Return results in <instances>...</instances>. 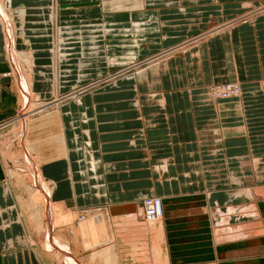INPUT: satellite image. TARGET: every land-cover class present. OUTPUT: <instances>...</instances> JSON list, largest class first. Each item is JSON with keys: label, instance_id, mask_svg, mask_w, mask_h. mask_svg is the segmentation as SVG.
<instances>
[{"label": "crops", "instance_id": "1", "mask_svg": "<svg viewBox=\"0 0 264 264\" xmlns=\"http://www.w3.org/2000/svg\"><path fill=\"white\" fill-rule=\"evenodd\" d=\"M12 1L7 16L0 10V130L25 91L53 99L90 85L25 130L51 198L52 234L70 258L86 264L90 251L62 227L65 212L106 205L117 264H264V7L238 20L264 0ZM134 51L138 60L163 55L90 83ZM228 81L240 83V96H209ZM4 151L0 264H61L31 221L27 171ZM145 197L163 199L162 219L142 217Z\"/></svg>", "mask_w": 264, "mask_h": 264}, {"label": "rangeland", "instance_id": "2", "mask_svg": "<svg viewBox=\"0 0 264 264\" xmlns=\"http://www.w3.org/2000/svg\"><path fill=\"white\" fill-rule=\"evenodd\" d=\"M8 2H9L8 0H0V10H1L2 13H4L5 16H7L8 7H6V5H4V4H7ZM263 5H264V3L258 5L254 9H251V10L247 11L246 13H244V15L243 14L240 15L241 17L240 18L238 17V20H241V21H243V20H249V21L252 20L253 16L260 11L259 9L261 7H264ZM2 6H4V7H2ZM2 9L4 10V12L2 11ZM9 9H11V8H9ZM0 18H4L5 19L4 16H0ZM10 18H13V15ZM6 45H7V42H6ZM178 48H180V47H178ZM176 49H177V47H176ZM173 50L174 49H172V51ZM30 51L31 50H29L27 53H28L29 57L34 62V58L30 55ZM170 53H171V51H170ZM158 55L162 56L163 55L162 51H159V52L153 54L152 56H148V57L142 58L140 60H138V58H137V62L139 64V66H136L137 64L136 65L132 64L133 60H131L132 57H130V59L127 61V65L126 66H121V67L115 69L106 78H105V76H100V77L96 78L95 80L90 81V83L96 82V83H99L100 85H105L106 83L111 82V80H109L107 78H113L114 75L118 74L119 72H120L119 73L120 75H118V76H121L123 72H127L130 69L135 70V68H139L141 70V67L143 65L144 66L146 65V67L151 66V65L148 64V62H146V60L150 59V57H155V56L159 57ZM157 57H155V58H157ZM111 59L112 58H110V61H114V59L113 60H111ZM159 59H161V58H159ZM159 59H155V60H153L150 63L153 64V62H155L156 60H159ZM135 61L136 60H134V62ZM150 61H151V59H150ZM144 62H146V63H144ZM14 75L17 76L16 72L13 69L11 71L10 76H14ZM233 82L234 81H228V82H224V83H219L220 85H217V84L216 85H214V84L210 85L209 90H208L209 96L212 99H216L215 95H214L215 91L218 92L217 96L228 95L225 92H223V93H220V92L223 90V87L225 85L227 86L229 83H233ZM77 84L78 83L74 84L73 85L74 87L71 90H69L66 93L62 94L61 96H59V98H55L54 97L53 99H44V98H40L39 99V97L34 95V96H30L29 97L30 101L28 102V95H31V94L28 91H25V93L22 94V97H26L27 99H26V101H25V99L20 101L19 112L16 110L18 115L17 116L13 115L9 119H7L6 122L10 123L8 125L9 127H7L6 129H1L0 130V148L2 150V153L5 152L4 148L5 149L7 148L9 150V162L12 163V165H15V167L16 166H18V167L21 166L23 169H25L27 171V173L24 172L23 174H24V176L28 177V182L31 185L32 189H34V191H33L34 194L32 196L31 201L30 202L28 201L29 204H26L27 210L29 211V215L31 217V221L35 224V227L37 225H39L40 229L44 228V232H45L46 236H44L43 232H41L42 233L41 240L45 239L44 242H43L44 248H45L46 251L48 249L50 252H52V250H54V249H55V251L57 250L58 252L55 255L59 257V259L62 262L61 264H76V263L68 255V252L66 250V248H68L67 241L65 240L66 243H67L66 246H65V249L59 248V246L62 245L61 238H63V237L54 236L52 234V231L55 229V224L57 225V222H55V224H54V220L55 219H54L53 210H52L51 198H50L49 195L47 196L48 191H46L44 188H43V192H42V184H39L40 190H38V192L36 191L37 189H35L37 182L39 180H41L40 183H42L43 178L40 177V175L38 174L37 171H35L34 164H31L33 159H31L32 157L30 156V153H29L28 141H27V138H26V131L25 130L27 128L28 120H30L33 117L35 118V117L41 116L40 115L41 113L43 115V114L49 112L50 109H51L49 107L52 105L53 101L57 102V103H60V102H62L64 100H66V99H74V98L75 99H77V98L80 99V97L83 95L84 91H86L88 89L87 87H89L90 85L86 86V87L82 85V87H81V86H78ZM237 84L239 85V91H238L237 95H233V96H236V97L240 96V93H241L240 83H237ZM78 94H80V95H78ZM20 97H21V95H20ZM228 97H230V96H228ZM18 99H20V98L18 97ZM37 103H40V104L41 103H43V104L45 103V104L48 105V107L46 109L42 108V110H41L40 106L38 108H36ZM26 104H29V105L27 106ZM25 105H26V107H25ZM39 109H40V111H39ZM15 118H17V119L15 120ZM3 122H5V121H3ZM0 125H1V123H0ZM20 132H22V133H20ZM16 156L21 157V159H23L24 161H19V159ZM25 170H23V171H25ZM35 175H37V177L39 178L38 180L35 177ZM35 180H37V181H35ZM44 183H45V181H44ZM146 198H148V197H145L144 199H146ZM144 199L142 200L141 205H140L141 208L139 209V212L142 215V217L144 216L143 215V209H142V205H143ZM36 201H38V205H36L34 203ZM39 207H41V209ZM48 209H49V211H48ZM83 209L84 210L78 209V210H75V211L65 212V215L62 218V222H63V226L62 227L69 228L71 230V232L74 233L75 237L83 238V236L81 235V232L79 230V223H80L82 225V229L84 228L85 230H87L85 232V230L83 229L84 230L83 234L85 236L86 244L90 245L91 242H96V240H94V241L92 240V238L90 236V233L88 232V229L86 228L88 226V219H93V217L97 216L100 212H104V211L106 212L105 216L108 219L109 218L108 215L109 214L111 215V213L109 211V207L106 206V205L87 206L86 209L85 208H83ZM35 220H37V222ZM153 222H155V221H153ZM43 226H45V227H43ZM83 226H85V227H83ZM100 228H101V231L103 232L104 231L103 230V226L100 225ZM114 231H115V229H114ZM87 232H88V234H87ZM103 233H102V236H101L102 238H104V236H105ZM93 236L95 237L96 234L94 233ZM49 237L51 239H54L55 241H56V239H59V240H57L58 242L56 241L57 242L56 243V247H55V245H53L50 242ZM39 238H40V234H39ZM102 238L98 239V242H99V240L101 241ZM58 243H60L59 246H58ZM84 244H85V242H84ZM53 246L55 247L54 249H53ZM85 248H87V247H85ZM91 257L92 256H91V252H90L89 260L87 261L86 264H90L91 263V261L93 259ZM103 263L106 264V260H104ZM100 264H102V263L100 262ZM187 264H189V263H187ZM203 264H206V263H203ZM209 264H214V263H209Z\"/></svg>", "mask_w": 264, "mask_h": 264}, {"label": "bare ground", "instance_id": "3", "mask_svg": "<svg viewBox=\"0 0 264 264\" xmlns=\"http://www.w3.org/2000/svg\"><path fill=\"white\" fill-rule=\"evenodd\" d=\"M3 2V1H2ZM3 5V4H2ZM4 5H6V7H8V9L9 8H13L12 6H13V1L11 2V0H9V2L7 3V4H4ZM2 7H4V6H2ZM24 8V7H23ZM4 9V8H3ZM2 9V11H4ZM19 9V8H18ZM21 9V8H20ZM23 10V9H22ZM24 13H25V11H23ZM12 16V15H11ZM7 18V17H6ZM23 18V17H22ZM8 19V18H7ZM136 34V33H135ZM134 34V35H135ZM136 36V35H135ZM139 36H141V35H139ZM64 38V37H63ZM135 41V40H134ZM133 41V42H134ZM141 41V40H140ZM139 41V42H140ZM135 45H137V44H135ZM29 47H30V43H29ZM178 49V48H177ZM59 51V50H58ZM171 50H168V51H164V53L166 54V53H168V52H170ZM62 52V51H61ZM137 51H134V52H132V53H134V55L133 54H131L129 57H132L131 58V60H136V58H137V56H135ZM59 54V53H58ZM30 55L34 58V53H33V51H30ZM55 55V54H54ZM134 56V57H133ZM35 57H36V55H35ZM155 60V59H154ZM61 61V60H60ZM148 62L150 63L151 61L150 60H148ZM238 91H239V85L237 84V83H229L227 86L225 85L224 87H223V90L220 92V93H223V92H225L226 94H230V93H236L235 95H237V93H238ZM217 93L218 92H216L215 91V95H217ZM27 95V94H26ZM78 95H80V94H78ZM230 95H234V94H230ZM31 95H28V102L30 101V97ZM27 106L29 105V104H26ZM26 105H25V107H26ZM40 106V108H41V110H42V108H47L48 107V105L47 104H43V103H37V106H36V108H38ZM44 109V110H45ZM37 111V110H36ZM39 111H40V109H39ZM33 113V112H32ZM40 115H42V113L40 114ZM20 133H22V132H20ZM19 133V134H20ZM18 134V135H19ZM20 137V136H19ZM88 156V155H87ZM26 159V158H25ZM11 160V159H10ZM13 160V159H12ZM28 163V162H27ZM12 164V163H11ZM31 164H33V161H32V163ZM15 166V165H14ZM18 167V166H17ZM21 167V166H20ZM25 168V167H24ZM23 169V168H22ZM35 177L37 178V180L39 179L38 177H37V175H35ZM40 181L41 180H39L38 182H39V184H42V183H40ZM44 189L46 190V191H48V189L47 188H45L44 187ZM49 195V191H48V193H47V196ZM154 198H157V200H158V202H159V204H158V210H159V213L157 214L158 215V217L157 218H154V219H147V218H145V220L146 221H148V222H153V221H158V220H160V219H162L163 217H164V210H165V208H164V205H163V200L161 199V198H159V197H154ZM48 211H49V209H48ZM105 211L104 212H100L97 216H95V217H93V219H88V226L86 227L87 229H88V232L90 233V236H91V238H92V240L94 241V240H96V242H91V244L90 245H87L86 244V240H85V236H84V234H83V231L85 230L84 228V230L82 229V225L79 223V230H80V232H81V235L83 236V240H84V242H85V247H87L86 249L88 250L89 249V251L91 252V258H93L92 259V261H91V263L90 264H100V260L101 259H103V258H108V260H107V264H117V261H118V257L119 256H113L112 255V250H118L117 249V243H116V240H115V234H114V228H113V223H112V219H111V215L109 214L108 215V219H107V217L105 216ZM90 217V216H89ZM85 224V223H84ZM100 225L101 226H103V232L101 231V228H100ZM83 227H85V226H83ZM92 227V228H91ZM94 230V231H93ZM87 230H85V232H86ZM50 232V231H49ZM88 232H87V234H88ZM94 233L96 234V236L94 237L93 235H94ZM102 233L105 235L104 236V239L101 237L102 236ZM116 233V232H115ZM100 238H102V240L100 241L99 240V242H98V239H100ZM49 239H50V242L53 244V245H56V241L54 240V239H51L50 237H49ZM61 241H62V243H63V241H64V238H61ZM90 243V242H89ZM66 246V244H62V245H60V246ZM107 245V246H106ZM56 247V246H55ZM90 248H92V249H90ZM85 250V249H84ZM160 251V250H159ZM159 251L157 250V253H159Z\"/></svg>", "mask_w": 264, "mask_h": 264}, {"label": "built area", "instance_id": "4", "mask_svg": "<svg viewBox=\"0 0 264 264\" xmlns=\"http://www.w3.org/2000/svg\"><path fill=\"white\" fill-rule=\"evenodd\" d=\"M230 94L235 95L236 93H230ZM230 94L222 96V97H218V98L233 96ZM214 95H215V93H214ZM158 204H159V202H158L157 198L148 197V198L144 199L143 205H142L143 215H144L143 217L147 218V219L157 218L158 217L157 214L159 213Z\"/></svg>", "mask_w": 264, "mask_h": 264}]
</instances>
